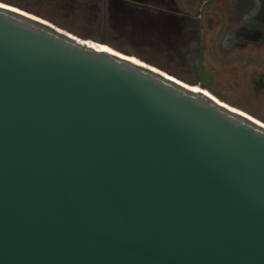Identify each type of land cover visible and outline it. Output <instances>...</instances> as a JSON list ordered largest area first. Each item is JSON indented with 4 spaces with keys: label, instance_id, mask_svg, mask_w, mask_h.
<instances>
[{
    "label": "water",
    "instance_id": "1",
    "mask_svg": "<svg viewBox=\"0 0 264 264\" xmlns=\"http://www.w3.org/2000/svg\"><path fill=\"white\" fill-rule=\"evenodd\" d=\"M191 88L0 2V264H264V123Z\"/></svg>",
    "mask_w": 264,
    "mask_h": 264
},
{
    "label": "flooded vegetation",
    "instance_id": "2",
    "mask_svg": "<svg viewBox=\"0 0 264 264\" xmlns=\"http://www.w3.org/2000/svg\"><path fill=\"white\" fill-rule=\"evenodd\" d=\"M94 1L102 20L107 6L125 5L136 24L172 33L178 49L173 62L183 82L236 109L241 95L261 100L256 119L264 117V0Z\"/></svg>",
    "mask_w": 264,
    "mask_h": 264
},
{
    "label": "rangeland",
    "instance_id": "3",
    "mask_svg": "<svg viewBox=\"0 0 264 264\" xmlns=\"http://www.w3.org/2000/svg\"><path fill=\"white\" fill-rule=\"evenodd\" d=\"M1 1L18 3L28 8L37 10L42 14H46L47 16L50 15L54 22L68 27L73 31V33H71L74 35H77V33L84 34L85 36H87V38H89V40H91V42L96 41L97 39L101 40L103 41V44L108 45V48L111 47L121 53L134 57H143L145 60L141 58L140 60L150 64L151 66L159 68L162 71L164 70L166 73L179 79L180 76H182V70L178 69V67L175 66V58H177L176 54L178 49L176 47L177 40L176 38H174V35L172 33H160L157 29H155V27L146 29V24H144L143 29L140 24L133 23L135 25V28H137L136 33L134 27H132L133 25L130 26L129 23L124 24L121 19H117L114 16L107 20V22H104V20L101 19V25L98 26L95 19L89 16H79L77 14H73L72 12L69 13L65 10H58L54 7L49 6V4L47 5L43 3L41 0ZM144 33L155 36L157 39H155L153 43L155 44L156 42L159 47H154V45L150 43L149 38H146V36H141ZM99 44L101 45V43ZM172 55L174 56V58L172 57ZM173 59L175 62H173ZM161 67L164 69H162ZM191 87V89H193L194 91H199L196 86ZM203 93H206L207 95H210L217 99V97L208 90H204ZM217 100L220 101L219 99ZM261 102V100H258V103L255 101H250L248 99H245L244 96L241 95L236 98V105L233 106L241 109L244 113L247 112V115L250 114L251 117L254 116L256 119L259 114L263 113V108L260 105ZM257 120L264 123V117L258 118Z\"/></svg>",
    "mask_w": 264,
    "mask_h": 264
},
{
    "label": "trees",
    "instance_id": "4",
    "mask_svg": "<svg viewBox=\"0 0 264 264\" xmlns=\"http://www.w3.org/2000/svg\"><path fill=\"white\" fill-rule=\"evenodd\" d=\"M41 1L47 5L49 4V6L54 7L55 9H58V10H65L66 12H69V13L72 12L73 14H77L79 16H89V17L95 19L98 26L101 25V9H100V5H99L98 1H94V0L93 1L92 0H41ZM0 2L18 7L22 10L33 13V14L49 21L50 23L56 25L57 27H59L63 30H66L68 32L70 31V33L71 32L73 33V31L70 30L68 27H66L62 24H58L57 22H54L50 15L47 16L46 14H42V13L38 12L37 10L28 8V7L23 6L21 4H18V3H12V2H8V1L6 2V1H1V0H0ZM105 10H106L105 11L106 14H105L104 22H107V20H109L112 16H114L117 19H121V21L124 22V24L129 23L130 26L133 25L132 27H134V30L137 33V31H136L137 28H135V25L133 24L135 22L132 18V12H131L130 7L122 5L121 7L118 8L115 5H109L106 7ZM141 26L144 29V26L143 25H141ZM144 34H142L141 36H146V38H149L150 43H152V45H154V47H156V48L159 47L156 42H155V44L153 43V41L155 39H157L155 36L148 35L147 33H144ZM77 35L76 36L81 38V39H89L84 34L77 33ZM97 41H98V43H103V41H101V40L97 39L96 42ZM176 56H177V54H176ZM136 57L139 59L141 58V59L145 60L143 57H140V56H136ZM172 57L174 58L173 55H172ZM162 69H164V68H162Z\"/></svg>",
    "mask_w": 264,
    "mask_h": 264
},
{
    "label": "bare ground",
    "instance_id": "5",
    "mask_svg": "<svg viewBox=\"0 0 264 264\" xmlns=\"http://www.w3.org/2000/svg\"><path fill=\"white\" fill-rule=\"evenodd\" d=\"M90 41H91V40H90ZM101 45L104 46L105 44H101ZM106 47H107V45H106ZM109 48H110V47H109ZM198 92H203V89L200 88V91H198Z\"/></svg>",
    "mask_w": 264,
    "mask_h": 264
}]
</instances>
